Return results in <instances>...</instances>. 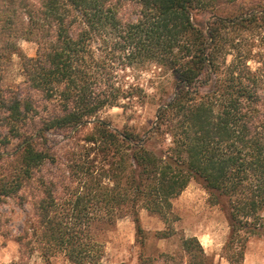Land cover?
I'll use <instances>...</instances> for the list:
<instances>
[{"label": "trees", "instance_id": "1", "mask_svg": "<svg viewBox=\"0 0 264 264\" xmlns=\"http://www.w3.org/2000/svg\"><path fill=\"white\" fill-rule=\"evenodd\" d=\"M15 54L22 80L6 84ZM146 103L143 129L100 116ZM193 180L227 217L225 257L244 264L264 237V0H0V202L33 210L12 264L39 249L124 264L106 261L103 239L126 216L140 264H214L197 236L145 253L140 211L175 236L173 201Z\"/></svg>", "mask_w": 264, "mask_h": 264}, {"label": "rangeland", "instance_id": "2", "mask_svg": "<svg viewBox=\"0 0 264 264\" xmlns=\"http://www.w3.org/2000/svg\"><path fill=\"white\" fill-rule=\"evenodd\" d=\"M240 3L250 0H239ZM19 46L25 53L34 55L36 45L27 40H19ZM149 74L143 81L150 93L153 89L147 84ZM22 80L20 56H13L11 66L4 83L13 84ZM156 105L146 103L138 105L135 110L120 107L106 108L101 113L102 118L110 120L114 126L122 128L126 124H134L143 129L149 125L155 116ZM13 146H10L12 149ZM176 214L179 217L174 223L177 234L171 238L161 239L157 233L166 228L163 220L146 209L140 211L141 222L147 232L145 253L156 255L161 251H175L179 248L181 236H197L214 264H231L224 255V247L229 237L230 228L226 215L219 206L212 205L209 193L201 183L193 180L187 188L173 201ZM30 204L20 205L17 198L8 197L0 202V216L8 222L0 228V264H12L21 255L24 247L17 241L28 223L32 221ZM105 254L107 262L124 264H140L141 246L138 243L136 224L132 217L126 216L107 227L104 235ZM31 264H74L63 254L51 256L49 260L42 257L40 249L30 258ZM244 264H264V237L254 236L247 245Z\"/></svg>", "mask_w": 264, "mask_h": 264}]
</instances>
